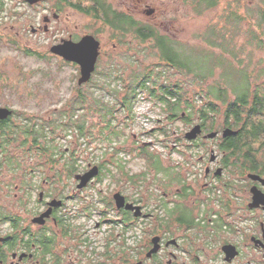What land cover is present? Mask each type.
<instances>
[{
  "label": "rangeland",
  "instance_id": "obj_1",
  "mask_svg": "<svg viewBox=\"0 0 264 264\" xmlns=\"http://www.w3.org/2000/svg\"><path fill=\"white\" fill-rule=\"evenodd\" d=\"M106 1L114 10L127 13L153 27L160 35L168 37L181 58L190 61L195 72L204 74L209 72L210 67L223 61L234 69H244L255 87L264 89V45L259 43L260 38L264 40V23L259 21L257 13L258 10H264V0H219L217 6L202 14L195 12V0ZM6 6L7 9L0 17V108L13 110V121L16 123L30 119L37 123L53 119L59 124L67 123L72 118L76 124L83 121L87 128L84 136L79 135L75 127L68 130L56 128L55 135H52L54 149L57 153L64 154L63 159L75 154L79 164H82L83 169L87 167V171L94 167L102 169L98 179L93 175L87 189L82 192L85 203L81 204L75 199L68 200L62 210L67 218L66 229L69 232L62 237L57 236L55 255L64 253L59 264L145 262L144 244L148 243L150 237L146 228L155 222L148 221L144 225L143 221H137L133 229L125 231L121 224L115 226L110 222L117 221L120 217L99 202V199L104 197L107 202L117 188L127 186L126 195L135 196L142 201L149 199L148 206L154 205L155 200L152 199L160 195L159 186H180L176 181L178 171L183 183L202 186L206 181L210 182L204 176L205 165L201 164L198 155L204 149H211L210 154H215L214 160L222 156L216 144L221 139L224 124L221 112L223 105L219 104L220 112H215L205 126L208 131L219 130L221 133L218 137L201 139L200 142L206 144L204 148L202 143L201 147L190 149L185 146L186 141H182L183 147L174 150L175 140L182 139L183 132L191 129L189 123L200 120L199 113L194 111L189 122L177 120L169 126V120L158 101L145 90L135 100L132 111L134 117L128 120L127 125H117L124 117L123 112L117 114L119 121L117 124L114 121V126L124 136L120 139L112 137L109 142L103 140L100 133L103 123L100 114L94 113V108L93 112L88 109L87 114L70 109L75 87H78L80 69L74 63L52 53L53 46L60 45L65 40L78 42L86 35H92L98 40L100 49L95 75H92L90 82L87 81L88 84L85 82L80 85L87 91V101L90 104H94L93 98L107 105L114 104L116 99L109 94L115 81L113 78L118 80L115 81V86L122 89L134 79L140 80L141 76L149 73L156 77L164 69L167 79L162 77L158 80L159 84L178 82L188 92L186 97L190 102H193V94L201 91L200 82L196 79L192 81V74L186 76L184 72L172 67L165 69L154 40L141 41L135 38L133 32L117 34L101 20H94L92 16L70 6L65 5L62 10H58L55 0H42L33 5L25 0H6ZM150 10L153 12L147 15ZM235 17L238 19L237 23L233 22ZM213 29L225 34L226 48L205 41L209 31ZM107 76L110 77L106 78ZM220 76V69L217 68L214 75L204 82V87L215 81L231 88L239 83L238 78L231 75L226 85ZM105 80L107 86L99 89ZM124 94L122 91L119 98H123ZM233 98L230 94V99ZM166 127L170 133L172 131V135L161 132ZM90 129L93 134L88 132ZM104 134L107 135V131ZM148 143L151 145L146 146V150L152 153V159L154 156L158 158L165 169L171 170L170 173L162 170L156 172L147 156H139L138 147ZM123 149L130 150V153H118V158L115 153L112 154L114 150L118 152L124 151ZM24 151L17 146L10 150L16 155L15 158H19L17 161L22 159L18 173L13 171L15 161L12 160L13 169L8 165L0 174L1 208L16 209L17 200L22 193L20 186H14L16 184L31 183L40 186L39 190L34 188L35 194L43 189L49 197L55 198L68 195L76 188L73 175L71 179L63 177L62 180L53 176L54 167L52 169L47 162L48 154L33 151L31 156L23 154ZM58 166L59 164L56 168ZM31 168H36L32 175L28 174ZM231 171L234 172L231 168H225L220 180L211 182L214 186H223L231 180ZM237 176L239 179L234 183L237 185L231 186H240L248 181L247 177ZM35 194L28 207L32 206ZM25 195L26 193L24 201ZM73 195L76 196V193ZM85 204L88 208L83 212L80 208ZM103 207L108 210V214L101 217L99 210ZM55 231L58 232L57 228Z\"/></svg>",
  "mask_w": 264,
  "mask_h": 264
},
{
  "label": "flooded vegetation",
  "instance_id": "obj_2",
  "mask_svg": "<svg viewBox=\"0 0 264 264\" xmlns=\"http://www.w3.org/2000/svg\"><path fill=\"white\" fill-rule=\"evenodd\" d=\"M54 16L57 17V15ZM97 61L88 82L93 79L92 75H95ZM79 78L80 73L77 82ZM77 85L78 87H75L74 92L75 96L72 99L73 105L70 106V109L75 107L72 111H83L87 114L88 109L92 111V108H100L96 105L93 97L94 104L88 103L87 91L83 90V86L80 84L77 83ZM112 85L110 93H108L116 99L112 104L114 107L113 120L117 124L119 121L117 114L123 112L124 117L117 125L119 127L125 126L133 115V112L120 102L125 97L127 88L124 85L120 89L115 86V81ZM122 91L125 94L123 98H119ZM90 94L91 92H89ZM179 99L181 101V97ZM155 100L158 101L156 98ZM158 103L162 107V102L158 101ZM103 105L105 104L103 103ZM249 105L252 106V104ZM14 115L15 112L11 110V114L6 119H0V174L8 165L13 166L12 160L15 161V168L11 167L10 169H13L14 173H18L17 170L21 167L20 160L22 161V159L17 161L19 158H15L16 155L10 152L14 146H17L25 150L23 154L28 153L32 156L33 151L44 155L48 154L47 162L51 164L52 169L54 167L53 176L57 180H62L63 177L71 179L73 175L76 179V188L71 190L68 195L55 198L49 197V194L43 189L35 194L34 188L39 190L40 186L31 183L14 185L20 186L19 190L22 192L17 200L16 209L5 210L0 207V264H59L64 253L60 256L55 255V249L58 245L57 236L62 237L69 232L66 229L67 218L62 210H64L68 200L75 199L81 204L85 203L81 194L87 189L88 183L80 186L81 180L78 177L88 172L87 167L82 168V164H79L75 154L63 159L64 154L57 153L54 149L52 135H55L54 125L59 124L56 120L37 123V121L30 119L19 120L20 122L16 123L13 121ZM169 115H166L169 126L173 125L175 121L181 120L169 119ZM245 116L243 115V117ZM196 121L192 124L189 123V126L192 127L183 132L182 139L177 138L175 140L174 150L183 147L182 141L184 143L186 141L185 146L190 149L201 146L204 148L206 144L200 142L201 139L209 138L211 133H216L214 137L216 138L221 132V139L216 144V148L219 150L222 140L231 136L240 138L243 145L238 150L234 147H228L224 151L220 150L222 156L216 160H214L215 154H210L211 149H204L203 153L198 155V159L201 164L205 165L204 176L210 182L206 181L202 186L183 183L180 171H178L176 181L180 183V186H159L160 195L152 199L155 200L154 205L148 206L149 199L145 198L142 201L135 196L126 195L127 186L117 188L110 200L106 202V199L102 197L99 202L110 208L109 210L114 211L120 219L105 221H110L115 226L121 224L125 231L133 229L137 221H143L144 225H147L145 223L148 221L155 222L146 228L150 236L148 243L144 244V255L147 262L139 260L135 264H264V183L251 180L248 177V175L254 174L264 179V132L262 131L257 139H253L250 133L253 118L250 117H246V120L238 124H235L234 119H231L230 126H226L224 122L221 132L219 130L208 131L205 127L206 124L203 125L200 120ZM80 124L85 126L83 121ZM197 125L200 127V134L194 139H187L185 135ZM167 129L166 127L161 132ZM225 130H231L235 134H228L223 137ZM85 131H87L86 126ZM123 136V133L119 135V139ZM245 141L251 142L246 143ZM247 144H251L252 147L257 145L256 150L249 151L245 147ZM150 145L148 143L138 147L139 156L146 155V146L150 147ZM228 145L229 141L225 147ZM123 150H118V152L114 150L112 154L115 153V157L118 158V153H125V151L130 153V150ZM57 164H59L58 168H56ZM160 164L164 168L161 162ZM214 166L215 169H213ZM225 168L234 170V172L231 171L233 174L231 180L223 186H214L211 181L220 180ZM218 169H220V173L216 175ZM35 170L36 168H31L28 174L32 175ZM101 170V167L97 169L94 178L98 179ZM153 170L158 172L161 169L153 168ZM237 175L240 178L247 177L248 181L240 186H231L237 185L234 184L239 179ZM65 183L66 181L63 182V184ZM25 193L26 200L24 201ZM73 193H76V196ZM117 193L124 197L125 205L131 204L134 207H139V214L136 215L135 210L126 209L125 206H117L114 199ZM33 194H35V200L32 206L28 207ZM87 208L88 205L85 204L80 210L85 212ZM107 211L104 207L99 210L101 217L106 216ZM85 214L88 215V213ZM55 228L58 232L55 231Z\"/></svg>",
  "mask_w": 264,
  "mask_h": 264
},
{
  "label": "trees",
  "instance_id": "obj_3",
  "mask_svg": "<svg viewBox=\"0 0 264 264\" xmlns=\"http://www.w3.org/2000/svg\"><path fill=\"white\" fill-rule=\"evenodd\" d=\"M55 1L58 10H62L65 5L70 6L77 11H80L88 16H92L94 20H101L102 23L114 29L117 34L120 32H133L135 38L140 39L141 41H147L149 39L154 40L159 51L160 59L164 62V67H166L165 69L172 67L177 71L184 72L186 76L192 74V81L196 79V81L198 80L202 86L200 92L193 94V102H190V100L186 97L188 92L184 91L179 83L173 82V84H159V79L162 77H167V75H165L164 69H162V71H160L156 77H153L150 73L145 74L141 76L142 78L140 77V80L134 79L125 85L127 88L126 95L120 100V102L123 103L126 108H129V111H133L134 102L136 103L135 100L137 97L140 96V94H142V92L145 90H148V92L158 101H161L163 105L166 104V106L162 105L161 108L162 112L166 115L171 113V115H169V119H181L182 121L189 122L191 121L192 113L195 111L196 113H199L200 122L205 125L206 122L210 120L211 117H213L215 112H220L219 104H221L223 105V110H221V112H223L226 126L231 125V119H234L235 124H238L246 120V117H250L253 118L250 132L253 139H257L258 135L262 131L264 132V89L261 90L260 87H255L253 82L249 80L248 74L244 69H234L230 67V64L219 61L218 64L210 67L209 72H205L206 74L204 73L205 75L201 74L200 71L195 72V70L189 64L190 61H187L188 59L186 58H181L180 54L175 50L176 48L174 44L168 37L165 35H160L153 27L136 20L133 16L114 10L106 0ZM85 2L87 4H85ZM218 2L219 0H195L194 10L196 13L202 14L207 9L217 6ZM6 9V0H0V17ZM257 13L259 15V21L264 23V10H258ZM233 22L237 23L238 19L235 17ZM261 39L262 38H260L259 43L264 45V40ZM205 41L212 43L214 46L217 45L221 48H226L227 38L225 34L222 35L221 32L213 29L209 31ZM217 68L220 69L221 81H224L226 85L228 83V78L232 76L238 78L239 83L231 88L228 85L227 87H224L221 83H219V81H215V83L204 87V82H207L208 79L214 75ZM109 77L110 76H107L106 78ZM106 80L103 85H100V89H104L107 86ZM113 80L116 81L117 78H113ZM253 85L255 89L252 90ZM230 94L234 96L233 99H230ZM180 97L181 101L179 99ZM95 102L96 105L100 107L95 108L94 111L100 114L101 121L103 123V126L100 127V133L103 135V140L109 142L112 141V137L119 139V135H121L122 132L119 130V128L114 126L113 105H103V103H101V101L97 98H95ZM249 104H252V106L250 107ZM74 108L75 107H72V110ZM182 113L184 114L183 116ZM243 115L246 116L243 117ZM257 116H259L260 119ZM132 117L134 116L132 115ZM72 119L67 123L54 125V129L59 127L68 130L71 127H75L79 132V135H84L85 126L83 124L81 125L79 123H74V120ZM5 122L8 121L5 120ZM211 122L213 123L214 120H211ZM105 131H107V135L104 134ZM88 132L93 134L91 129ZM162 132L166 133V135H171L168 129ZM228 141L229 145L225 147V144ZM245 142L250 143L251 141ZM241 143L242 140H240V138L232 136L227 137L222 140V143L220 144V150L224 151L228 147H234V149L237 148L238 150L241 145H243ZM245 147L249 151H252V149L254 151L256 150L251 144H247ZM141 156L143 157V155ZM145 156H147V158L152 161L154 169H161L163 172L170 173L171 170L162 168L158 158L154 156L152 159L151 152L146 150Z\"/></svg>",
  "mask_w": 264,
  "mask_h": 264
},
{
  "label": "water",
  "instance_id": "obj_4",
  "mask_svg": "<svg viewBox=\"0 0 264 264\" xmlns=\"http://www.w3.org/2000/svg\"><path fill=\"white\" fill-rule=\"evenodd\" d=\"M28 4L33 5L42 0H25ZM153 10L147 12V15L151 14ZM100 44L98 40L92 35H86L82 37L78 42H73L71 40L62 41V44L53 46L51 52L61 56L65 61L75 63L80 69V78L78 80L79 84L85 83L89 80L91 73L95 69V64L99 56ZM11 114V110L7 108H0V119H6ZM200 133V127L195 126L190 132H188L185 137L187 139H194ZM228 134H235L231 130H225L223 132V137ZM216 133L209 134V138H214ZM220 173V169L217 170L216 175ZM97 169L94 167L92 170L85 173L83 176H79L78 179L81 180L80 186L86 185L92 176H96ZM248 177L254 181H260L264 183V179L259 176L250 174ZM114 199L117 202V206L126 209L135 210L136 215L139 214L140 208L134 207L131 204H124V197L119 193L115 194Z\"/></svg>",
  "mask_w": 264,
  "mask_h": 264
},
{
  "label": "bare ground",
  "instance_id": "obj_5",
  "mask_svg": "<svg viewBox=\"0 0 264 264\" xmlns=\"http://www.w3.org/2000/svg\"><path fill=\"white\" fill-rule=\"evenodd\" d=\"M92 73H93V72H92ZM92 73H91V74H92ZM77 83H78V82H77ZM78 84H79V83H78ZM82 84H83V83H82ZM82 84H80V85H82Z\"/></svg>",
  "mask_w": 264,
  "mask_h": 264
}]
</instances>
